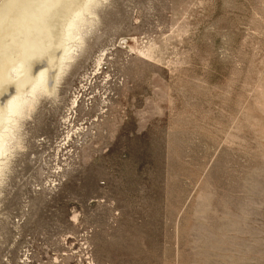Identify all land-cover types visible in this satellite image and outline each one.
Wrapping results in <instances>:
<instances>
[{
    "label": "rangeland",
    "instance_id": "374dc122",
    "mask_svg": "<svg viewBox=\"0 0 264 264\" xmlns=\"http://www.w3.org/2000/svg\"><path fill=\"white\" fill-rule=\"evenodd\" d=\"M89 2L4 131L0 264H264V0Z\"/></svg>",
    "mask_w": 264,
    "mask_h": 264
},
{
    "label": "bare ground",
    "instance_id": "6f19581e",
    "mask_svg": "<svg viewBox=\"0 0 264 264\" xmlns=\"http://www.w3.org/2000/svg\"><path fill=\"white\" fill-rule=\"evenodd\" d=\"M58 1L1 0L0 87L4 84L6 87L0 89V96L4 93L1 97H5L0 100V154L5 150L8 136L4 131L9 128V123L14 120L16 114L18 116L25 107L30 106L39 92L47 93L55 89L66 65L65 61L71 57L68 54V41L74 39L73 32L83 20L82 15L89 6L87 3H91L89 0H80L78 4L72 5L70 10L65 9L59 25H55L59 28L55 30L58 36L54 34L55 37L50 40L47 29L50 30V20L53 16L49 10L55 7ZM61 1L65 3L68 0ZM42 38L46 42L53 41L54 44L45 47ZM38 44H41L40 47ZM21 54L26 57L20 59L18 56ZM34 56H40L37 58L40 60L32 59ZM33 60L38 62L35 65L38 67H34Z\"/></svg>",
    "mask_w": 264,
    "mask_h": 264
}]
</instances>
